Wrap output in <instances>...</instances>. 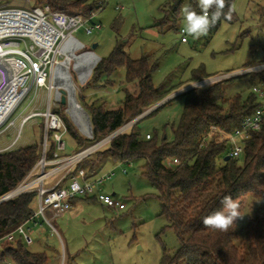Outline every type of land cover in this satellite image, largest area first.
<instances>
[{
  "label": "trees",
  "instance_id": "trees-1",
  "mask_svg": "<svg viewBox=\"0 0 264 264\" xmlns=\"http://www.w3.org/2000/svg\"><path fill=\"white\" fill-rule=\"evenodd\" d=\"M7 1L0 0V6ZM36 1L41 7L48 6L51 11L66 15H89L99 10L97 1ZM180 1H174L175 11ZM233 1L226 0L224 9L225 13L231 10V19L222 15L210 31L216 30L222 22L235 21ZM189 5L198 9L197 0H189ZM119 68L124 69V82L136 84L137 92L131 93L125 88L121 106L115 110H107L103 104L84 105L91 123V139L83 138L76 132L65 113L52 111L60 116L66 132L78 147L106 138L174 91L156 89L151 79L156 65L150 64L146 56L138 59L129 57L120 41H116L109 55L100 59L94 67L86 89H101L111 85L108 79ZM202 75L203 78H198L194 74L193 82L209 78ZM102 77L106 79L101 84ZM238 78H246L252 92L245 97L235 95L226 98L223 84ZM258 86H264V73L228 78L170 99L143 119L152 116L174 99L183 97L184 107L178 123L171 126V138L164 128L161 132L149 134L150 138L146 139V134H142L138 127L141 119L81 161L68 177L79 169L84 170L86 178L95 176L104 158L115 164L144 158V174L157 191L160 215L166 219L168 228L175 232L180 242L174 256L165 255L162 264H264V207L253 211L241 238L235 231L236 221L226 232L207 228L203 224L205 216L222 207L220 200L224 195H231L240 207L248 198L264 200V123L259 131L251 132L244 141L243 153L238 158L229 157L225 160L229 150L226 143H219L218 135V132L230 134L239 129L247 116L263 107L254 93ZM204 140L207 147L199 149ZM241 157L243 162L239 164ZM40 158L41 146L37 144L0 153V198L13 192ZM51 158L52 153L47 154V159ZM173 160H177L179 165H172ZM90 198L93 197L75 198L70 204ZM35 200L37 193L31 191L0 203V240L32 219V204ZM5 260L10 264H49L44 252L30 251L17 234L12 241L1 244L0 264Z\"/></svg>",
  "mask_w": 264,
  "mask_h": 264
},
{
  "label": "rangeland",
  "instance_id": "rangeland-1",
  "mask_svg": "<svg viewBox=\"0 0 264 264\" xmlns=\"http://www.w3.org/2000/svg\"><path fill=\"white\" fill-rule=\"evenodd\" d=\"M174 1L111 0L93 17L92 22L99 24L100 29H93L91 33L86 34L80 28L74 33L73 37L84 45L74 53L80 55L92 51L100 57H105L112 51L116 41H120L129 57L138 59L146 56L150 64L156 65L151 76L154 87L162 92L174 90L166 98L179 93L193 83L208 81L213 77L230 74L227 72L237 73L246 70L247 67L253 68L264 64V0H234L233 23L222 22L216 30H209L206 36L198 39L186 34V43L181 42L179 30L184 28L185 24L181 9L182 6L189 5V0H181L176 11ZM116 5L122 9L115 10ZM36 8H41V4L36 0H9L0 6V10H22L29 14ZM196 11L199 13L200 9ZM24 44L27 46L32 44L31 39L23 36L21 41L23 50ZM64 59V55L56 58L59 63ZM73 65L74 60L71 61L70 74L75 84L76 99L85 110L83 95L86 96L84 93L90 77L84 84H80ZM252 73L261 74L264 70L250 72ZM118 74L115 82L122 87V90L112 86L105 87L106 90L101 96L107 110L118 108L123 99L122 91L126 86L124 70L120 75ZM194 74H197L198 78H203L202 74L209 78L193 82ZM119 76L123 78L121 81ZM103 81L101 79V84ZM223 86L226 98L235 95L245 97L252 92L246 78L226 82ZM258 87L264 91V86ZM55 90L52 89L54 95L50 100L51 111L65 113L66 106H62L56 99ZM89 91L91 92L92 89L88 90L87 96L90 94ZM129 91L134 93L132 86ZM47 100V91L38 89L33 101L28 104L29 100H26L12 115L14 124L5 131L8 133L0 136V141L9 143L17 136L18 141L13 149H19L26 137L39 139V132H44L43 118L36 116L23 123L21 121L22 117L31 110H46ZM89 102L95 101L90 99ZM260 102L264 108V102L261 100ZM183 107V97L174 99L152 116L140 121L138 125L140 132L153 134L165 128L167 136L171 138V126L178 123ZM68 119L74 130L83 136L69 116ZM48 132L47 142L51 145L53 131ZM43 140L44 134L40 143L41 149ZM62 141L65 144V151L59 152L61 155L70 156L90 146V143H86L82 147H77L69 134H64ZM46 153L48 154V151ZM242 162L243 157L239 159V164ZM145 165L144 158H135L119 164L104 158L97 167L98 173L113 170L114 174L101 189L110 196L116 195L125 205V209L115 212L83 201L78 202L71 213L51 219V226L42 217H36L34 223L37 226L40 224V229L33 234L34 242L29 246V250L44 252L49 264H162L165 255L173 257L180 247V242L175 232L168 228L166 219L160 215L161 207L156 197L157 191L144 174ZM51 169L53 168L47 167L45 170ZM39 171L40 165L35 175L27 176L22 182L34 179ZM61 174L60 171L55 176ZM55 178L47 179L44 185L52 184ZM37 186L35 185L34 188ZM262 207L264 200L261 199L248 198L241 205L240 217L236 219L235 224L239 238L243 237L244 228L249 218L253 216V211ZM32 208L34 211L37 210V200L33 202ZM12 240L4 237L1 244ZM3 264L10 263L5 260Z\"/></svg>",
  "mask_w": 264,
  "mask_h": 264
},
{
  "label": "built area",
  "instance_id": "built-area-1",
  "mask_svg": "<svg viewBox=\"0 0 264 264\" xmlns=\"http://www.w3.org/2000/svg\"><path fill=\"white\" fill-rule=\"evenodd\" d=\"M110 1L111 0H98L99 10L89 15H66L61 12H53L48 6L36 8L31 14L28 13L33 19L48 25L55 31L56 37L48 46L39 45L30 38L32 44L28 46L24 44L23 50L21 49L23 36H6L0 39V134L5 132L10 126H13L14 121L11 119L12 115L26 100H29L28 104L31 103L38 89H45L48 92L54 89L52 80L59 63L56 58L61 55L65 56L62 49L68 41L71 40L78 44L79 41L73 37L77 30L82 28L86 34H89L93 29L101 28L99 24H94L92 20L95 14L103 10ZM121 9L122 7L118 5L115 6V10L119 11ZM179 35L181 36V42L185 43L186 33L183 31V28L179 30ZM255 70H264V64L258 67L246 68V70L237 73L213 77L208 81L193 83L184 90L168 98L173 99L189 90L207 87L222 80L234 76L236 77V75L249 74ZM254 93L257 98L264 102V91L262 89L255 88ZM154 106L144 111L140 116L147 114ZM35 116L43 118L44 140L39 163L35 165L28 176L35 175V171L39 165L40 171L34 179L28 182H22L11 194L15 193L21 186H26L24 190L16 192L9 198L5 196L0 198V203H2L22 193L31 191L37 193V210L34 211L32 219L19 225L12 233L5 236L8 240H12L14 235L17 234L22 237L23 242L27 246L33 244L32 232L30 228L27 227V224L33 222L32 224L36 225L34 219L36 217H42L43 220L51 226L50 219L68 213L72 209L70 201L75 198L93 197L99 204L115 212H120L125 209V205L119 201V199L105 194L101 189L103 184L113 177V170L97 174L91 178H86L85 172L82 169L77 170V172L70 177H68V175L85 158L103 147L117 135L129 130L136 119L131 120L119 130L110 134L112 135L111 139L106 141V138H104V140L102 139V141L100 140L90 144V146L77 151L69 157L60 158L57 152L64 149L62 137L66 133L63 121L59 115L51 111L50 103L47 104V109L44 112L24 116L21 122L23 123ZM263 123L264 108H260L252 115L247 116L243 120L241 127L234 132L230 134L218 132L219 143H226L229 150V157L238 158L243 153L244 141L249 138L251 132L259 131ZM48 131H53L51 137L56 144L57 150V152L52 155L51 160L47 159L46 153L50 150V145L47 142V136L49 135ZM145 137L146 139L150 138L149 134H146ZM205 142L204 140L199 145V149L207 147ZM98 144L100 145L95 147ZM171 164L179 165V162L173 160ZM47 167H52L53 169L46 171L45 169ZM60 171L62 174L58 179H55V182L50 186L44 185L47 179L55 178V175ZM123 172H125V170H123ZM64 181H66L65 185L63 184ZM35 185L38 186L34 188ZM3 240L4 238L0 240V249Z\"/></svg>",
  "mask_w": 264,
  "mask_h": 264
},
{
  "label": "bare ground",
  "instance_id": "bare-ground-1",
  "mask_svg": "<svg viewBox=\"0 0 264 264\" xmlns=\"http://www.w3.org/2000/svg\"><path fill=\"white\" fill-rule=\"evenodd\" d=\"M7 35H18L26 36L37 44L42 46H48L55 39V31L46 24L41 23L30 18L29 14L22 10H0V39L6 37ZM80 45L68 41L63 47L62 52L65 53V61L58 63L53 76V87L57 91L60 89L71 91V88H75V84L70 74L71 61H75V73H77L78 80H83L87 74V67L92 60L91 55H84L77 57L74 53L76 49H79ZM55 90V91H56ZM74 108L71 113L74 114L78 110L76 106L70 105ZM74 119L83 132H87V126L84 120L80 119L76 114H74ZM101 144V143H100ZM96 145L95 147L99 146ZM26 186H21L16 192L22 191ZM12 193L10 196L14 195Z\"/></svg>",
  "mask_w": 264,
  "mask_h": 264
},
{
  "label": "clouds",
  "instance_id": "clouds-1",
  "mask_svg": "<svg viewBox=\"0 0 264 264\" xmlns=\"http://www.w3.org/2000/svg\"><path fill=\"white\" fill-rule=\"evenodd\" d=\"M197 7L200 9L199 13L190 5H184L181 9L185 22L183 31L194 38L206 36L222 15L231 19V10L229 13L224 12L226 0H197ZM220 203L222 207L205 216L203 224L207 228L226 232L240 217V205L231 195H224Z\"/></svg>",
  "mask_w": 264,
  "mask_h": 264
},
{
  "label": "crops",
  "instance_id": "crops-1",
  "mask_svg": "<svg viewBox=\"0 0 264 264\" xmlns=\"http://www.w3.org/2000/svg\"><path fill=\"white\" fill-rule=\"evenodd\" d=\"M77 41H79V40H77ZM187 42V41H186ZM185 42V43H186ZM79 43H81L80 41H79ZM81 45L84 47V45L81 43ZM82 47V48H83ZM109 55V54H108ZM108 55H106L105 57H100V56H98L100 59H102V58H106ZM124 69L123 68H119V69H117L112 75H111V77H109V79H108V81H110V82H112V84L111 85H108V86H106V87H109V86H112V87H117V88H119L120 90H122V87H120V86H118L117 85V83L115 82V80H116V74H118V75H120V73H121V71H123ZM102 79L103 80H105L106 78L105 77H102ZM119 81H121L123 78L121 77V76H119ZM126 84V83H125ZM130 86H132V88L134 89V93H136L137 92V85L136 84H126V86H125V88L126 89H128L129 90V88H130ZM104 90H106V89H104V88H101V89H94V90H92L91 92H90V94L87 96V92H88V90H86L85 91V93L84 94H86V96H84L83 95V97H84V104H83V106L84 105H86V106H90L91 104H95V106H97V105H104V107H105V103L104 102H102V95H103V92H104ZM47 91V90H46ZM56 92V91H55ZM123 92V91H122ZM52 95H54L53 94V91H50V92H48L47 91V96H48V100H47V104L48 103H50V100H51V96ZM86 97V98H85ZM123 97H124V94H123ZM91 99V101H95L94 103H90L89 102V100ZM56 100V99H55ZM101 100V101H100ZM122 101H123V99H122ZM121 101V102H122ZM120 106H121V104H120ZM119 106V107H120ZM118 107V108H119ZM118 108H116V109H118ZM46 109H47V106H46ZM112 110H115V109H112ZM45 110H42V111H38V110H31L29 113H27L26 115H24V116H27V115H30V114H33V113H40V112H44ZM66 113V112H65ZM23 116V117H24ZM36 117V116H35ZM32 118H34V117H31V118H29L28 120H30V119H32ZM43 123H44V121H43ZM5 133H8V132H3V133H1L0 134V136H2V135H4ZM11 133H13V132H11ZM39 134H40V138L39 139H37V140H34V139H31L30 137H26L25 139H24V141H23V144L19 147V148H23V147H27V146H30V145H34V144H37V145H40L41 146V140H42V135L44 134V132H39ZM65 134H68L67 132L65 133ZM145 134H150V133H148V132H146ZM71 137V136H70ZM18 137L16 136V138L12 141V142H9V143H4L3 141H0V152H4V151H6V150H8V149H12L13 148V146L17 143V141H18V139H17ZM72 138V137H71ZM73 139V138H72ZM53 140V139H52ZM62 140H63V137H62ZM74 140V139H73ZM74 142H75V144H76V141L74 140ZM84 145V144H83ZM82 145V146H83ZM76 146H77V144H76ZM81 146V147H82ZM78 147V146H77ZM52 148H53V150H52ZM65 151V144H64V149L63 150H61V151H58L57 152V150H56V144H55V142L53 141V144H51L50 145V150H49V152H48V154H50V153H52V155L54 154V153H58V155H59V157L60 158H66V157H69V155L67 156V155H61V153H59V152H64ZM71 156V155H70ZM52 159V158H51ZM51 159H49V160H51ZM117 164V163H116ZM119 164V163H118ZM97 174H99V173H97ZM96 174V175H97ZM59 178V176H56V178L55 179H58ZM55 179H54V181L53 182H55ZM63 184L65 185L66 184V181H64L63 182ZM51 185V184H50ZM50 185H47V186H50ZM103 191V190H102ZM106 194V193H105ZM83 201H88L89 203H94V204H97V205H99L100 207H102V208H105V209H107L106 207H104V206H102L101 204H99L97 201H95L93 198H90V199H88V200H78V201H76L75 203H74V205H72V209L68 212V213H66V214H69V213H71L72 211H74L75 210V206L78 204V202L80 203V202H83ZM109 209V208H108ZM110 210H112V209H110ZM65 215V214H64ZM64 215H62V216H64ZM61 217V216H60ZM51 218V217H50ZM57 218H59V217H57ZM57 218H52V219H57ZM51 220V219H50ZM27 227H29L30 228V230H31V232H32V237H34L33 236V234H35V232H38L37 230L38 229H40V224L37 226V225H35V224H31V223H28L27 224ZM33 242H34V238H33Z\"/></svg>",
  "mask_w": 264,
  "mask_h": 264
},
{
  "label": "water",
  "instance_id": "water-1",
  "mask_svg": "<svg viewBox=\"0 0 264 264\" xmlns=\"http://www.w3.org/2000/svg\"><path fill=\"white\" fill-rule=\"evenodd\" d=\"M78 44L80 45L79 48H82L83 46L81 45V43L78 42ZM96 46L94 45L93 48H95ZM84 55H91L92 57V60L91 62L89 63L88 67H87V74L86 76L84 77L83 80H78L80 84H84L86 82V80L90 77V75L92 74V71L94 69V67L97 65V63L100 61V58L92 51H87V52H84L80 55H77V57H81V56H84ZM65 61V59H64ZM73 70H75V61H74V65H73ZM237 76V75H236ZM235 77V76H234ZM55 96H56V99L60 102V104L62 106H66V109H65V112L66 114L69 116L70 120L73 122V124L78 128V130L83 134V136H85V138H92V129H91V123H90V119H89V116L87 114V112L78 104V101L76 99V95H75V88L72 87L71 88V91L68 92L66 90H63V89H60L59 91L56 90L55 92ZM171 98H166L165 100H163L162 102L158 103L156 106H154L149 112H147V114H150L151 112H153L155 109H157L159 106L163 105L164 103H166L168 100H170ZM70 105H74L77 107V111L76 113V117L78 116L80 119L84 120L86 126H87V132H83L81 131V129L79 128V126L77 125L75 119H74V114H72L71 112L73 110H75L74 108L70 107ZM142 115L140 117H137L133 123H136L138 121H140L141 119H143L144 117H146V115ZM119 130V129H118ZM112 135H109L108 137H106V141L108 139H111ZM104 140V139H103ZM102 141V140H101ZM229 159V156H227L225 158V160H228ZM11 193L5 197H10ZM113 197L117 198L116 195H113Z\"/></svg>",
  "mask_w": 264,
  "mask_h": 264
}]
</instances>
